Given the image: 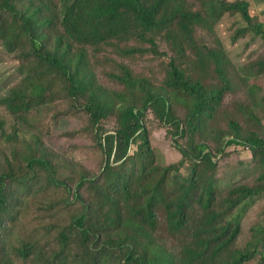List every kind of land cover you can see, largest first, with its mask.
<instances>
[{
	"label": "trees",
	"instance_id": "1",
	"mask_svg": "<svg viewBox=\"0 0 264 264\" xmlns=\"http://www.w3.org/2000/svg\"><path fill=\"white\" fill-rule=\"evenodd\" d=\"M226 15L239 17L235 38L264 39V24L256 21L248 0H0V44L22 77L0 95L1 105L18 123L38 106L61 100L87 118L92 141L105 156L99 175H81L73 186L49 182L66 190L60 204L76 206L78 216L61 228L51 223L23 228L22 206L46 186L37 172L50 171L44 152L35 151L39 141L24 142L15 161L5 159L0 264H264V227H254L253 238L238 248L246 214L264 199V139L257 132L243 135L241 124L229 121L233 132L223 133V139L233 136L230 146L248 147L261 171L254 184L228 191L219 188L209 145L195 142L231 83L220 40L200 41L197 30L213 32ZM162 44L170 50L160 52ZM106 47L116 53L110 58V84L100 82L89 54ZM261 56L244 76L264 75ZM133 58L159 62L162 85L136 76L124 64ZM173 100L186 106L184 120L176 116ZM148 110L169 127L183 158L195 163L189 182L177 179L180 164L153 161L144 126ZM109 122L111 130L105 128ZM8 138L18 141L15 133ZM56 207L36 211L49 215ZM161 222L172 247L159 238ZM17 228L20 237L13 240Z\"/></svg>",
	"mask_w": 264,
	"mask_h": 264
},
{
	"label": "rangeland",
	"instance_id": "2",
	"mask_svg": "<svg viewBox=\"0 0 264 264\" xmlns=\"http://www.w3.org/2000/svg\"><path fill=\"white\" fill-rule=\"evenodd\" d=\"M234 1V0H229ZM251 3V13L257 22L264 24V0H248ZM197 8V7H195ZM239 17L226 15L215 26L213 32L197 30L199 40L207 43L214 42L217 37L226 54V67L229 70L231 83L230 90L227 91L223 100L222 107L219 108L217 115L211 119L203 133L196 134L195 142H205L209 145L218 169L216 172L217 179L220 181V190L228 191L236 184L252 185L256 182L260 173V168L253 161L252 151L243 145H229V140L233 136H226L223 139V133L228 131L232 133L233 129L229 127V121H236L243 127V135L251 132H257L260 140L264 139V75L244 76L250 71L257 60H263L264 39H258L248 34L241 38H235L240 28L238 23ZM52 47L54 41L48 42ZM124 44V43H123ZM0 95L5 96L11 88L22 80L14 71L18 63L8 54L0 44ZM170 50L168 45L162 44L160 52ZM112 48L106 47L97 55L90 54V61L98 75V79L103 84L112 82L110 70V58L116 56ZM159 58H157L158 60ZM125 65L134 72L136 76L144 77L146 80L155 85H162L164 72L159 62L149 60L148 62L140 61L137 58L127 60ZM113 66L116 67L115 64ZM215 75H213V81ZM253 86H258L259 89ZM114 88H121L119 84L112 85ZM4 91V92H3ZM1 100V98H0ZM173 108L176 116L184 120L187 113L186 106L178 101L173 100ZM243 106V108L241 107ZM254 115V117H253ZM0 120L4 125L0 127V170L3 168L5 159H14V153L25 150V144L39 141L36 145V152H44L50 171H38L41 185H46L42 191L32 196L25 205L22 206L24 211V227H32L36 224H53L57 228L71 224V217H76V206L60 204L66 197L67 192L61 186H50L51 179L64 181L69 186L78 182L80 176L92 177L100 174L103 169V154L92 141L93 137L89 129L87 118L68 107L61 100H54L50 104L40 105L31 110L25 121L16 123L13 115L6 110L0 103ZM112 122L105 125V128L111 130ZM144 126L148 131L150 146L153 149V161L158 166H167L180 164V170L177 179L182 183L190 181L195 163L183 158L181 152L174 145V138L169 133V127L165 128L159 119L155 118L154 113L148 110L144 117ZM18 137V141H9L13 135ZM8 136L5 138V136ZM223 139V140H222ZM186 139H179L184 143ZM223 141V142H222ZM141 142V139L138 141ZM225 147L223 152H219V143ZM136 149L132 147L131 153ZM208 151V150H207ZM102 162V163H101ZM13 165H16L14 163ZM27 166V164H23ZM14 172L18 173L16 166ZM176 176V174H175ZM16 188H13L15 190ZM67 198V197H66ZM57 205L49 215H44L36 211L38 206ZM46 217V219H44ZM264 227V199L253 207L243 220L242 235L240 237L238 248L243 250L246 244L253 238L254 227ZM47 227V226H46ZM262 229V228H261ZM20 229L13 231L14 237H20ZM23 230V229H22ZM22 233V232H21ZM159 238L163 239L169 247H172L170 237L166 233V225L161 222ZM21 264V263H17ZM251 264H257L253 261Z\"/></svg>",
	"mask_w": 264,
	"mask_h": 264
}]
</instances>
